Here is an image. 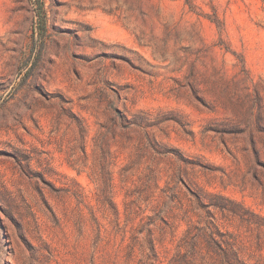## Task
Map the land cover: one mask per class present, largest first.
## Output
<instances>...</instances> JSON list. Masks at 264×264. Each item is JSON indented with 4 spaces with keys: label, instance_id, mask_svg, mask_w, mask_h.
Wrapping results in <instances>:
<instances>
[{
    "label": "rangeland",
    "instance_id": "1",
    "mask_svg": "<svg viewBox=\"0 0 264 264\" xmlns=\"http://www.w3.org/2000/svg\"><path fill=\"white\" fill-rule=\"evenodd\" d=\"M189 2L0 0V264H264V0Z\"/></svg>",
    "mask_w": 264,
    "mask_h": 264
},
{
    "label": "trees",
    "instance_id": "2",
    "mask_svg": "<svg viewBox=\"0 0 264 264\" xmlns=\"http://www.w3.org/2000/svg\"><path fill=\"white\" fill-rule=\"evenodd\" d=\"M186 2H187V4H190L189 0H186ZM37 16H38L39 31H40L41 36H43L44 32H45V14H44V10H43V4L41 2H39V1L37 3ZM195 197H196L197 202H199L200 204L205 201V198L202 195H199V196L195 195ZM218 200H215V201L210 200L209 201V205L213 206L215 208H223V209H227L228 208V210H230V211H232L234 213L236 212V211H234V209L232 207L229 208V207L225 206L222 203L223 202L222 199H218ZM109 205H110V208L112 209L113 217L117 220L119 218V213L117 212V210L115 209V207L111 203V201H109ZM128 215H131V212H128ZM214 219L215 218L212 216L211 220L214 221ZM127 220H129V217H127ZM152 222H153V218H150L148 225L153 224ZM148 236L149 237L152 236L150 230L148 231Z\"/></svg>",
    "mask_w": 264,
    "mask_h": 264
}]
</instances>
